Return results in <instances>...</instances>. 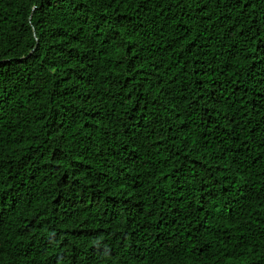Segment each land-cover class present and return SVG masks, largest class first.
Segmentation results:
<instances>
[{"label": "trees", "instance_id": "16d2710c", "mask_svg": "<svg viewBox=\"0 0 264 264\" xmlns=\"http://www.w3.org/2000/svg\"><path fill=\"white\" fill-rule=\"evenodd\" d=\"M0 264H264V0H0Z\"/></svg>", "mask_w": 264, "mask_h": 264}]
</instances>
